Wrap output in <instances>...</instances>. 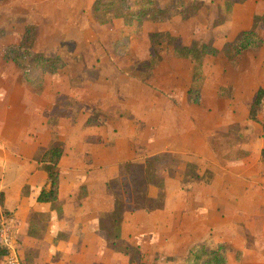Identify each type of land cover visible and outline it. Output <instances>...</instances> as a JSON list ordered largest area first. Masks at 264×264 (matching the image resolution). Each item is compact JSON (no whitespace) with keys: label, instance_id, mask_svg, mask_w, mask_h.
Here are the masks:
<instances>
[{"label":"rangeland","instance_id":"obj_1","mask_svg":"<svg viewBox=\"0 0 264 264\" xmlns=\"http://www.w3.org/2000/svg\"><path fill=\"white\" fill-rule=\"evenodd\" d=\"M155 1L169 10L168 20L126 26L94 15L95 0H0V137L5 148L15 144L6 153L14 154L5 160L14 167L9 178L23 181L20 163L24 172L35 167L21 194L36 199L50 187L38 161L62 144L63 174L72 176L61 177L62 201L74 204L66 216L82 217L87 226L100 222L97 234L112 245L96 264H185L188 251L201 244H224L228 264H264V99L257 120L249 118L264 90V0ZM130 2L137 9L140 0ZM31 26L34 53L61 60L56 74L5 57ZM254 26L260 47L239 55L225 50ZM157 33L177 44L152 48ZM178 41L212 45L218 53L186 59L175 52ZM194 92L200 100L193 105ZM67 143L75 144L77 157ZM141 163L164 178V196L149 180L135 191V182L145 180L135 166ZM146 195L158 203H144ZM62 201L61 214L49 207L27 215L33 234L49 229L51 212L64 215ZM19 228L0 264L9 254L19 264H45L48 251L41 253ZM114 246L137 254L118 259Z\"/></svg>","mask_w":264,"mask_h":264},{"label":"trees","instance_id":"obj_2","mask_svg":"<svg viewBox=\"0 0 264 264\" xmlns=\"http://www.w3.org/2000/svg\"><path fill=\"white\" fill-rule=\"evenodd\" d=\"M242 1V0H238ZM138 8L134 9L131 6L130 0H95L92 5V13L96 16L101 14L111 15L115 19H120L127 26L133 25L135 22L140 24L145 20H158L165 21L171 17L169 10L165 8H161L155 0H140L137 4ZM220 22H216L215 26L220 25ZM151 46L152 48H156L161 46L164 41H171L177 44V41L167 34L157 33L151 37ZM170 44V42H167ZM179 43V41H178ZM36 44V30L35 27H28L25 29V33L23 34L20 44L18 47H14L11 49H7V53L5 57L8 60H12L14 62H19L20 60L28 59L30 60L36 67V69L42 74H56L60 69H62V62L59 58H48L41 54L34 53V46ZM262 45V41L258 35V28L256 26L252 27L249 31H244L237 35V37L229 44L225 46V50L235 53L239 55L243 51L250 49L254 46L260 47ZM175 52H177L180 57L186 59H193L195 61H201L202 58L206 55L215 56L218 51L212 45L206 44H193L191 47H184L181 43L174 46ZM11 51V52H10ZM158 58V56H155ZM196 80V76L193 78ZM192 89V88H191ZM196 95H192L190 104L199 103L200 97L198 92H194ZM191 95V94H190ZM264 99V90L260 88L255 96L254 102L252 103L249 110V118L252 121H256L259 115V111L261 109L262 103ZM264 153V151H263ZM64 150L62 148V144H56L51 146L45 152H43L40 160L38 161L43 167V171L47 175L48 183L50 184L49 189H42L37 196L36 200L38 203L50 204L51 208L57 211L58 214L62 213V209L58 206L59 202V189H60V171H59V163L63 157ZM156 159V158H155ZM153 158V160H155ZM132 167L134 164H131ZM143 163L135 165L138 167V171L144 173L145 180L143 183L135 182L137 187H135V191L141 187L143 184H147L149 180L150 187H155L158 190L159 194L164 196L163 188H164V178H159V174L154 170L142 168ZM147 175V176H145ZM82 188V187H81ZM84 189V188H82ZM148 190V189H147ZM135 193V192H134ZM140 193V192H139ZM139 195V194H138ZM137 195V196H138ZM144 203L147 201L152 202L153 204L158 203L155 199L159 197H151L149 195L145 196ZM141 199L140 197H136V200ZM155 201V202H154ZM11 219L12 214L5 209V194L0 192V220ZM114 240L120 239V229L115 231L113 235ZM119 238V239H118ZM106 242L108 248L111 250V243L109 242V236L106 237ZM118 242V241H117ZM118 246V245H117ZM123 249H117L118 247L114 246V251L118 252L129 258L132 257V252L137 254L136 248L133 249L128 246H123ZM228 249L224 244H218L214 248H209L205 244L196 245L192 247L188 251V255L186 256L185 264H228L227 257ZM8 254V250L0 246V258L5 257ZM134 255V254H133ZM138 264H143L139 262Z\"/></svg>","mask_w":264,"mask_h":264},{"label":"crops","instance_id":"obj_3","mask_svg":"<svg viewBox=\"0 0 264 264\" xmlns=\"http://www.w3.org/2000/svg\"><path fill=\"white\" fill-rule=\"evenodd\" d=\"M92 8V6H91ZM2 125V124H1ZM83 129V126H81ZM2 135V134H1ZM3 139L0 137V192H3L5 194V209L9 211L12 214V221L13 225L16 229H22L19 230V233L24 234L28 240L33 241V245L37 246V249H40L41 253L42 251H48L47 253V261L45 264H53L52 261H58L59 264H64L65 262H73L77 264H96L98 263V258L101 257L100 254H111V250L108 248L106 240L97 234V231L100 226V222L93 220L90 226H87L86 221L82 217L76 216L72 219H69L66 215L68 214V209L74 205L71 202H68L65 204V202L62 201V195L64 193L63 190V184H62V178L64 176H68L69 178H72L70 174H63L64 171L62 170V159L59 163V171L61 172L60 175V192H59V199L63 203V216L58 217L55 213L51 212V224L49 225V229L45 232L44 227V235L40 236V234H33V230L31 228V220L30 218H27V215L31 213H45L47 211H50L49 207L51 205L49 204H43L38 203L36 199L31 200V202L25 198H23L21 194L22 186L26 182H30L28 180L29 175H35L36 174V168L34 167L33 171L24 172V166L23 164H19L20 167V174L19 179L23 177V181L20 183L14 182L15 179L12 178V182L10 180L9 171L14 170V167H10L11 164H9L11 161H7V156L9 155L14 156V154L11 151L10 154H6L14 142L9 140L10 143L9 146L5 148V145L3 144ZM67 150L70 149L69 154L75 157L78 156V153L76 151L75 144L70 143L66 144ZM206 152V151H205ZM90 156V155H89ZM89 156L86 157V159H90ZM12 158V157H11ZM5 165V166H4ZM28 171V172H27ZM64 175V176H63ZM45 176H43V180H45ZM28 180V181H27ZM73 182V181H72ZM79 185V184H78ZM80 186L79 190L81 189ZM37 198V197H36ZM30 202V203H28ZM33 214V215H34ZM29 217V216H28ZM98 222V223H97ZM96 223V224H95ZM47 229V228H46ZM100 230V229H99ZM59 240V241H58ZM98 241H103V245L100 249L97 248L96 243ZM96 248L91 249V247ZM45 248L47 250H45ZM90 250V252H89ZM88 251V252H87ZM40 253L41 257L43 255ZM85 255L89 257H92L91 261L86 260L84 261ZM102 255V256H103ZM45 256V255H44ZM124 256L121 254H117V258L121 259ZM123 259L126 260L124 257ZM52 260V261H51ZM127 261V260H126ZM121 262V261H120ZM108 263V262H107ZM106 263V264H107ZM111 264V263H108ZM128 264V263H126Z\"/></svg>","mask_w":264,"mask_h":264},{"label":"built area","instance_id":"obj_4","mask_svg":"<svg viewBox=\"0 0 264 264\" xmlns=\"http://www.w3.org/2000/svg\"><path fill=\"white\" fill-rule=\"evenodd\" d=\"M13 221L12 220H0V246L5 248L8 251H11L13 249V243L14 240L12 237V232L14 230L13 227ZM3 264H19L17 258L15 255L9 254V256L6 258L5 262Z\"/></svg>","mask_w":264,"mask_h":264}]
</instances>
